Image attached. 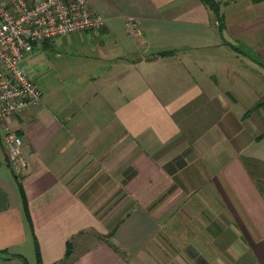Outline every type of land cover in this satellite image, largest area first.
Instances as JSON below:
<instances>
[{
  "label": "crops",
  "instance_id": "0c3cea01",
  "mask_svg": "<svg viewBox=\"0 0 264 264\" xmlns=\"http://www.w3.org/2000/svg\"><path fill=\"white\" fill-rule=\"evenodd\" d=\"M217 1L222 29L201 0H89L105 25L84 33L124 42L80 91L9 118L28 167L0 141V264H37V245L43 264H264L244 160L264 164V0Z\"/></svg>",
  "mask_w": 264,
  "mask_h": 264
},
{
  "label": "built area",
  "instance_id": "2783aa9c",
  "mask_svg": "<svg viewBox=\"0 0 264 264\" xmlns=\"http://www.w3.org/2000/svg\"><path fill=\"white\" fill-rule=\"evenodd\" d=\"M104 25V17L90 10L89 0H0V141L16 174L25 173L28 155L22 136L8 120L30 110L43 97L40 87L20 66L22 60L46 40L97 31ZM128 29L138 35V21L130 20Z\"/></svg>",
  "mask_w": 264,
  "mask_h": 264
},
{
  "label": "rangeland",
  "instance_id": "374dc122",
  "mask_svg": "<svg viewBox=\"0 0 264 264\" xmlns=\"http://www.w3.org/2000/svg\"><path fill=\"white\" fill-rule=\"evenodd\" d=\"M136 36L138 35L126 34V37L134 44L135 40L140 41L139 38H135ZM123 38L122 36L115 38L106 36L105 34L90 32L63 35L50 39L48 47L36 49L28 53L20 66L45 93L50 92L53 87L57 90L60 89L63 93H76L83 88L80 82H83L90 73L101 71L108 65L109 61L103 57V54L110 53L112 55V49L119 46L118 44H121V42H124ZM116 40H120V43H116ZM135 50H140V48L136 46ZM136 54V52L132 51L129 56L135 58ZM251 79L249 83L255 88V91L262 92L264 90V80L259 77ZM240 85L230 84L236 90ZM223 88L225 89V85ZM240 95L236 94L237 99ZM250 95L253 94L249 92ZM262 95H264L263 92ZM241 102L247 103L249 106L253 104L250 97L241 100ZM242 107L244 106L240 105L238 111ZM252 149L258 151L259 157H264V141L257 147H252ZM257 151L253 152L256 153ZM248 167L259 189L264 194V164H252Z\"/></svg>",
  "mask_w": 264,
  "mask_h": 264
},
{
  "label": "trees",
  "instance_id": "16d2710c",
  "mask_svg": "<svg viewBox=\"0 0 264 264\" xmlns=\"http://www.w3.org/2000/svg\"><path fill=\"white\" fill-rule=\"evenodd\" d=\"M201 2L204 3L205 5H207L212 10V12L214 13V17L220 22V29H222L223 28V15L221 12V7H220L219 2L217 0H201ZM48 43H49V40H46L43 42V44H48ZM173 53H174L173 50H168V51H163L160 54L165 55V54H173ZM263 135H264V133H263ZM244 160H245V163L247 164V166H249V164H251L250 160L248 158L245 157ZM26 209H27V207H26ZM114 231H115V229L110 231L108 237L112 236L114 234ZM70 253H71V241L68 242V250H67V255H66L67 258L70 256ZM37 264H43V261L41 258V253H40V250L38 248V245H37Z\"/></svg>",
  "mask_w": 264,
  "mask_h": 264
}]
</instances>
